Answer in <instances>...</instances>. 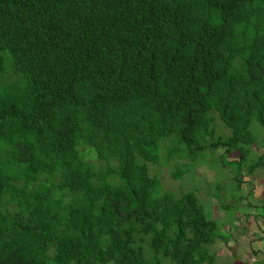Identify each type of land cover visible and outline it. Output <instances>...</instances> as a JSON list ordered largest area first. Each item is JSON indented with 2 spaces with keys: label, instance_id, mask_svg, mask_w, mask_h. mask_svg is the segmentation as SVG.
<instances>
[{
  "label": "trees",
  "instance_id": "1",
  "mask_svg": "<svg viewBox=\"0 0 264 264\" xmlns=\"http://www.w3.org/2000/svg\"><path fill=\"white\" fill-rule=\"evenodd\" d=\"M218 148L264 167V0H0V264H213L148 165Z\"/></svg>",
  "mask_w": 264,
  "mask_h": 264
},
{
  "label": "rangeland",
  "instance_id": "2",
  "mask_svg": "<svg viewBox=\"0 0 264 264\" xmlns=\"http://www.w3.org/2000/svg\"><path fill=\"white\" fill-rule=\"evenodd\" d=\"M214 124L215 132H227L218 119ZM259 137L260 134L257 140ZM251 147L253 154L262 151L259 145ZM218 156L231 159L235 158V152L225 153L223 148H218L194 162L180 159L179 162H186L190 168L177 179L170 176L174 159L165 164H149L148 169L158 177L162 189L175 195L192 191L207 216L217 221L216 238L209 246L216 254L213 264H252L254 261L264 264V167L247 177L240 171L237 176L242 182L234 189L235 182L229 171L217 162ZM222 205L231 207L228 211Z\"/></svg>",
  "mask_w": 264,
  "mask_h": 264
}]
</instances>
